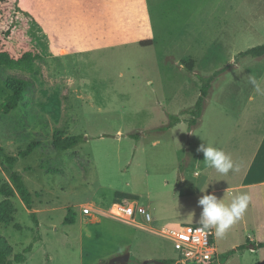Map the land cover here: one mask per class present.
I'll return each mask as SVG.
<instances>
[{
    "label": "rangeland",
    "instance_id": "374dc122",
    "mask_svg": "<svg viewBox=\"0 0 264 264\" xmlns=\"http://www.w3.org/2000/svg\"><path fill=\"white\" fill-rule=\"evenodd\" d=\"M127 1L140 13H126ZM19 6L33 17L32 45L41 58L32 73L0 70V105L12 93L9 81H30L19 107L0 114V145L12 155L31 142L40 147L14 167L33 194V209L16 193L14 221L0 223L12 257L33 244L26 261L12 264H109L125 253L129 263L176 260L166 231L199 225L198 201L209 193L225 204L242 193L251 197L225 236L214 234L219 254L248 245V238L264 240V189L239 187L264 128V92L250 83L254 77L264 90V55H241L264 44V0H19ZM146 16L149 25L137 22ZM201 77H213L211 92L190 126L193 115L185 112L200 96ZM172 115L181 122L171 126ZM72 136L81 142L65 150L54 145ZM207 142L236 170L222 175L206 167L197 149ZM6 182L0 164V187ZM116 203L143 207L152 221L121 217ZM70 210L75 223L66 225ZM249 249L227 264L254 263Z\"/></svg>",
    "mask_w": 264,
    "mask_h": 264
},
{
    "label": "trees",
    "instance_id": "16d2710c",
    "mask_svg": "<svg viewBox=\"0 0 264 264\" xmlns=\"http://www.w3.org/2000/svg\"><path fill=\"white\" fill-rule=\"evenodd\" d=\"M33 17L21 10L19 0H0V70L7 68L10 70H20L32 73L35 70L36 62L41 58L39 50L32 45L33 32L30 21ZM151 44V41L145 42ZM144 44V42L142 43ZM241 55H253L261 57L264 55V44L251 48ZM191 70L192 65H190ZM213 77H201L202 87L200 96L195 106L185 113L193 115L190 120V126L197 124L198 119L203 115L205 103L211 92V81ZM17 84L9 81L8 87L12 93L0 105V114H9L16 110L20 103L24 100V93L29 87L30 81L18 79ZM12 84V85H11ZM181 122L178 115L171 116V126ZM170 126L166 127L167 129ZM81 136H72L65 139H56L54 145L58 149H69L81 142ZM40 147V142H31L24 149H20L16 155L8 153L3 146L0 145V164L6 172L9 173L10 182L3 183L0 187V194L3 200L0 202V223L11 224L14 221L15 206L11 198L18 193L27 209L32 210L34 205V197L32 192L26 185L24 176L15 171L14 167L19 159L30 155L34 150ZM120 197H127L126 194L117 193ZM128 198V197H127ZM35 216V213L32 214ZM64 224L75 223V213L69 211L64 219ZM16 228L21 229L20 224H15ZM251 244L240 245L235 250L223 253L214 264H224L236 252L248 249ZM257 248H264V242L256 245ZM33 244L29 245L24 253L15 254L12 257L13 248L0 236V264H12L13 262L26 261V254L31 252ZM176 263V260H164ZM137 264H145V262L136 260Z\"/></svg>",
    "mask_w": 264,
    "mask_h": 264
},
{
    "label": "clouds",
    "instance_id": "9594fccd",
    "mask_svg": "<svg viewBox=\"0 0 264 264\" xmlns=\"http://www.w3.org/2000/svg\"><path fill=\"white\" fill-rule=\"evenodd\" d=\"M250 83L258 93L264 92L254 77L250 78ZM197 151L203 153V163L206 167L213 168L222 175L236 170L232 158L211 142H207L206 146L201 144ZM250 200L251 197L247 193L234 196L228 204H225L222 198H218L215 194L203 195L198 201L202 206V212L198 220L200 227L197 231L207 232L214 229L215 236L223 238L227 231L243 217Z\"/></svg>",
    "mask_w": 264,
    "mask_h": 264
},
{
    "label": "built area",
    "instance_id": "2783aa9c",
    "mask_svg": "<svg viewBox=\"0 0 264 264\" xmlns=\"http://www.w3.org/2000/svg\"><path fill=\"white\" fill-rule=\"evenodd\" d=\"M115 211L128 220L135 221L138 216H144L147 221H152L151 214L143 207L116 203ZM199 227L200 225L186 224L174 231H166L177 252L176 264H214L219 259L213 229L200 232L197 231Z\"/></svg>",
    "mask_w": 264,
    "mask_h": 264
},
{
    "label": "crops",
    "instance_id": "0c3cea01",
    "mask_svg": "<svg viewBox=\"0 0 264 264\" xmlns=\"http://www.w3.org/2000/svg\"><path fill=\"white\" fill-rule=\"evenodd\" d=\"M119 10H122V9H119ZM124 10L126 11V13L127 12L128 13H140L139 10H136L133 7V3H131L130 1L129 2L127 1V4H126ZM144 11L146 13H148L147 9H145ZM137 22L140 24L143 23V25L146 26L147 24L148 25L150 24L151 18L146 16L144 18L138 19ZM250 98H252V96H250ZM253 132H255V131H253ZM257 132H259V134H258L259 138H258V143H257L256 149L252 153V155L250 156V162L245 167L243 183L241 185H239V187H241L243 189H245L247 187L248 188L264 189V128L262 130L260 129V131L257 130ZM248 239H249L248 241L251 242L248 249L250 248L249 251L254 253V256H255L254 257V263H252V264H264V248H257L256 247V245L258 243L264 242V240L257 241L256 239H253V238H248ZM252 245H255V248H252ZM247 251H248L247 249L243 250V251H238L236 253V255L246 256ZM220 255H221V253H220ZM230 259L227 260V262H225L224 264L229 263ZM129 262H128V264H137V262H135V263H129Z\"/></svg>",
    "mask_w": 264,
    "mask_h": 264
},
{
    "label": "water",
    "instance_id": "95a60500",
    "mask_svg": "<svg viewBox=\"0 0 264 264\" xmlns=\"http://www.w3.org/2000/svg\"><path fill=\"white\" fill-rule=\"evenodd\" d=\"M252 248H255V245H252ZM130 258H131V254L125 253L123 255L113 257L109 262V264H128ZM145 264H176V263H171L163 260L149 259L145 261Z\"/></svg>",
    "mask_w": 264,
    "mask_h": 264
}]
</instances>
